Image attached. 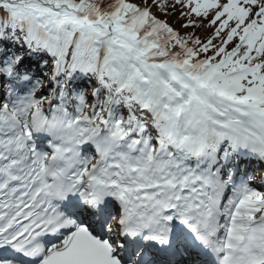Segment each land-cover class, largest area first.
Returning a JSON list of instances; mask_svg holds the SVG:
<instances>
[{
	"label": "snow or ice",
	"instance_id": "snow-or-ice-1",
	"mask_svg": "<svg viewBox=\"0 0 264 264\" xmlns=\"http://www.w3.org/2000/svg\"><path fill=\"white\" fill-rule=\"evenodd\" d=\"M0 264H264V0H0Z\"/></svg>",
	"mask_w": 264,
	"mask_h": 264
}]
</instances>
